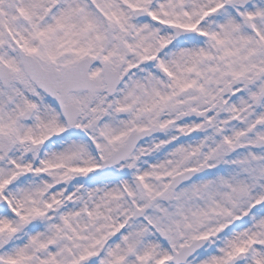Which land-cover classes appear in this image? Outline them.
<instances>
[{
  "label": "snow or ice",
  "instance_id": "obj_1",
  "mask_svg": "<svg viewBox=\"0 0 264 264\" xmlns=\"http://www.w3.org/2000/svg\"><path fill=\"white\" fill-rule=\"evenodd\" d=\"M0 264H264V0H0Z\"/></svg>",
  "mask_w": 264,
  "mask_h": 264
}]
</instances>
